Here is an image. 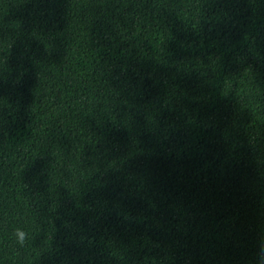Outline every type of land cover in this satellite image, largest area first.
Segmentation results:
<instances>
[{"label": "trees", "instance_id": "obj_1", "mask_svg": "<svg viewBox=\"0 0 264 264\" xmlns=\"http://www.w3.org/2000/svg\"><path fill=\"white\" fill-rule=\"evenodd\" d=\"M0 264H264V0H0Z\"/></svg>", "mask_w": 264, "mask_h": 264}, {"label": "clouds", "instance_id": "obj_2", "mask_svg": "<svg viewBox=\"0 0 264 264\" xmlns=\"http://www.w3.org/2000/svg\"><path fill=\"white\" fill-rule=\"evenodd\" d=\"M16 239H17V243H19L21 246H23L25 241L28 239V233L24 232L21 229H17L16 230Z\"/></svg>", "mask_w": 264, "mask_h": 264}]
</instances>
